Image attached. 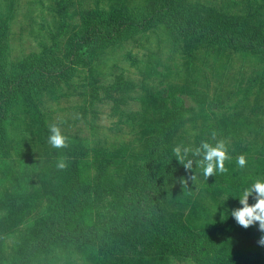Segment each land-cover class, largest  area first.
Returning <instances> with one entry per match:
<instances>
[{
  "label": "rangeland",
  "instance_id": "rangeland-1",
  "mask_svg": "<svg viewBox=\"0 0 264 264\" xmlns=\"http://www.w3.org/2000/svg\"><path fill=\"white\" fill-rule=\"evenodd\" d=\"M56 1L0 0V15L7 22L0 39V87L5 76L21 61L35 63L43 55L51 59L63 54L66 32L59 28L61 18ZM191 1L212 8L220 18L227 13V20L221 19L220 24L232 33L243 38L259 37L255 26L258 22L264 24V0ZM124 4L131 12L133 7L141 13L157 7L155 0L149 6L145 0H73L69 11L81 9L95 14ZM72 19L77 22L80 17L74 13ZM73 28L69 26V30ZM140 29L119 47L99 56L89 67L76 65L74 75L67 81L35 100L39 112L36 121L42 130L62 121V131L75 138L74 144L80 141L79 147L87 149V159L94 166L89 165L92 172L99 164L94 162L96 156L108 153L111 183L103 188L104 199L94 212V220L101 225L109 221L116 208V186L124 184L126 178H131L126 179L131 182L139 177L149 120L163 121L174 168L167 174L165 192L156 199L158 214L177 228L220 238L226 243L231 226L237 224L231 213L242 207L239 196L243 189L257 178H264V56L256 51H230L204 58L206 49L198 47L197 55L188 57L183 41L174 40L164 26ZM119 77L130 81L132 89L119 90L115 85ZM172 95L183 98V113L169 111L167 100ZM26 109L6 128L7 146L15 142L33 146L38 161L55 158L73 148L69 144L67 148L55 149L48 139L37 141L35 129H39L31 125L36 121ZM22 119L25 120L22 122ZM213 130L218 138L227 140L231 160L226 162V173L205 179L195 163L201 157L189 154L194 163L186 171L172 149L177 144L196 147L206 139L214 143ZM242 153L247 157L244 168L236 163ZM11 154L10 159H14L12 151ZM193 174L194 181L188 179ZM181 178L187 182L182 183ZM35 180L39 192L50 186L48 176ZM252 203L255 200L250 196L249 204ZM27 219L25 216L19 224L11 221L13 225L9 228L0 218V264L15 252L13 245L24 235ZM252 227L258 243L264 233L259 230L258 222ZM110 243L116 247L119 257L131 260L132 264H145L146 258L155 251L161 252L145 238L132 233L114 236ZM260 252L264 253L260 244L252 250L255 256ZM57 254L61 256L53 261L39 254L27 264H98L79 251ZM170 260L171 264H193L191 260L173 256Z\"/></svg>",
  "mask_w": 264,
  "mask_h": 264
},
{
  "label": "trees",
  "instance_id": "trees-1",
  "mask_svg": "<svg viewBox=\"0 0 264 264\" xmlns=\"http://www.w3.org/2000/svg\"><path fill=\"white\" fill-rule=\"evenodd\" d=\"M72 1H56L61 18L59 28L66 32L63 54L51 59L43 55L35 63L21 61L5 76L0 87V218L11 228L12 222L19 224L18 221L28 216L24 235L14 243L15 252L3 264H27L39 254L53 261L61 256L57 254L59 251H79L98 264H132L131 260L119 257L110 243L114 236L126 233L141 236L149 245L160 248L161 252L155 251L145 264H171L172 256L191 260L193 264H264L263 252L258 256L252 253L259 247L252 226L232 225L225 237L227 242L223 243L220 238L177 228L158 214L156 199L165 192L167 174L174 168L163 121L149 120L139 177L131 182L126 180L131 178H126L124 184L116 186L117 205L104 225L94 220V212L104 199L103 188L111 183L106 151L96 156L94 162L99 164L92 172L89 165L94 166L87 159V149L79 147L80 141L74 144L75 138L67 133L73 148L45 161L40 158L38 161L33 146L19 142L6 145V128L17 120L19 112L23 114V108L36 121L39 112L35 100L67 81L74 75L76 65L89 67L99 56L119 47L137 29L141 31L140 27L146 30L162 25L174 40L183 41L188 57L194 53L196 56L197 48L204 47L206 58L209 54L230 51H256L264 56V24L258 22L255 26L259 37L243 38L221 26V19L226 21L229 16L227 13L220 18L212 8L191 0V6L189 0H155L157 7L143 13L133 7L131 12L125 4L95 14L78 9L74 13L80 19L74 22V13L69 11ZM145 1L149 6L153 0ZM70 25L74 28L69 30ZM6 27L7 22L0 15V39ZM115 85L122 91L133 87L121 77ZM167 103L171 113H183L185 104L180 96H170ZM31 125L39 129H35L36 140L45 142L49 128L42 130L38 121ZM11 151L14 159H10ZM62 155L68 158L64 170L56 166ZM43 175L48 176L50 186L39 192L35 178Z\"/></svg>",
  "mask_w": 264,
  "mask_h": 264
},
{
  "label": "clouds",
  "instance_id": "clouds-1",
  "mask_svg": "<svg viewBox=\"0 0 264 264\" xmlns=\"http://www.w3.org/2000/svg\"><path fill=\"white\" fill-rule=\"evenodd\" d=\"M61 123L62 121L49 125L48 143L55 149L67 148L70 143L69 137L62 131ZM211 140L214 143L206 139L202 140L199 146L196 147L177 144L172 151L186 171L191 170L194 163L193 159L189 158V154L192 157H201L195 163L202 169V174L207 179L217 173H226L228 171L226 162L231 160L227 140L218 138L215 130L211 132ZM236 163L240 168H244L247 165L246 155L240 154L236 158ZM56 166L60 170L66 169L68 166L67 156H60L57 159ZM188 179L196 180L195 174L188 177ZM181 182L186 183L187 181L181 178ZM250 196H253L255 203L249 204ZM239 200L242 207L232 210L231 213L236 222L244 228L258 222L259 230L264 233V178H257L250 186L244 188ZM258 244L264 246V235L260 237Z\"/></svg>",
  "mask_w": 264,
  "mask_h": 264
}]
</instances>
